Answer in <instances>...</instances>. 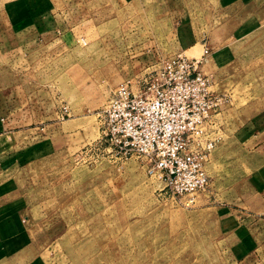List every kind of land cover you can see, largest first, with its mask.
Here are the masks:
<instances>
[{
  "label": "rangeland",
  "instance_id": "374dc122",
  "mask_svg": "<svg viewBox=\"0 0 264 264\" xmlns=\"http://www.w3.org/2000/svg\"><path fill=\"white\" fill-rule=\"evenodd\" d=\"M204 43L210 184L174 198L103 117ZM0 264H264V0H0Z\"/></svg>",
  "mask_w": 264,
  "mask_h": 264
},
{
  "label": "built area",
  "instance_id": "2783aa9c",
  "mask_svg": "<svg viewBox=\"0 0 264 264\" xmlns=\"http://www.w3.org/2000/svg\"><path fill=\"white\" fill-rule=\"evenodd\" d=\"M207 54L208 47L200 58L179 52L148 67L115 89L104 112L110 150L137 159L174 198L194 200L210 184L208 129L225 98L202 69Z\"/></svg>",
  "mask_w": 264,
  "mask_h": 264
},
{
  "label": "crops",
  "instance_id": "0c3cea01",
  "mask_svg": "<svg viewBox=\"0 0 264 264\" xmlns=\"http://www.w3.org/2000/svg\"><path fill=\"white\" fill-rule=\"evenodd\" d=\"M37 39H38V38H37ZM36 41H37V40H33L32 38H29V37H28V41H27V43L24 42V44L22 45V48L26 49V48H28L32 43H35ZM205 45H206V43L203 44V47H204ZM220 52H221V53H220L221 55H219L218 53H217V54L219 55V57H220V56L223 57V56H224L225 54H227L229 51H227V52H225V51H224V52L220 51ZM209 54H210V53H209ZM228 54H229V53H228ZM207 55H208V54H207ZM207 55H205V56H207ZM215 56H217V55L215 54ZM211 65H212L211 67H216V68H218L217 62H216L215 60H214V64H211Z\"/></svg>",
  "mask_w": 264,
  "mask_h": 264
}]
</instances>
